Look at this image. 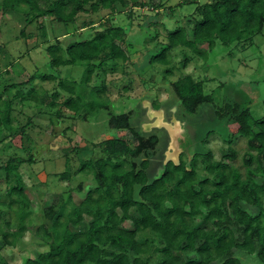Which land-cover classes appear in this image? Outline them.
<instances>
[{
	"label": "trees",
	"instance_id": "obj_1",
	"mask_svg": "<svg viewBox=\"0 0 264 264\" xmlns=\"http://www.w3.org/2000/svg\"><path fill=\"white\" fill-rule=\"evenodd\" d=\"M117 5L127 8L129 15L145 6L161 7L154 0H1L5 13L14 11L30 23L48 17L65 25L76 23L79 14L108 11L114 15ZM107 21L109 24H101L91 38L72 40L65 46L56 41L46 48L52 67L81 70L78 81L74 80L78 76L61 78L33 72L25 82L0 87V132L6 131L9 137L19 134L21 140L26 137L31 118L19 126L13 115L16 103L25 101L44 108L43 114L53 125L66 120L67 112L69 118L85 120L96 119L107 110L111 101L105 77L117 70L126 75L130 62L125 30L113 25L110 18ZM89 25L94 27L93 22ZM190 26V31L178 26L168 32L165 43L149 57V63L166 67L164 79L173 73L172 50H190L205 60L217 42L225 48L251 47L264 29V0H210L196 6ZM39 29L45 39L44 28ZM20 35L30 36L23 29ZM155 40L157 45L158 32L151 38ZM201 45H206V50ZM189 59H184L183 67ZM37 79L53 82L51 91L32 86ZM169 84L172 103L180 108L176 116L192 122L186 143L189 154H180L179 165L164 164L168 141L164 129H155L163 130L161 139L155 130L144 132L138 120L132 124L133 110L120 114L107 111V127L128 131L130 138L103 140L99 155L85 159L74 171V175L92 177V186L85 193L81 184L70 188V165L59 173L60 180L67 183L66 190L57 203L42 208L41 223L34 229L47 242V250L23 264H243L241 256L264 264V115L255 116L244 102L226 94V89L221 96L220 87L206 93L204 80L192 74L180 75ZM8 89L16 91L4 98ZM156 89V96L146 98L153 99V109L159 110L169 104L158 100ZM204 109L211 111L205 113ZM213 135L227 144L218 160L206 147ZM240 139L245 143L242 154L234 147ZM31 151L26 160L30 164L36 149ZM72 151L81 154L78 148ZM24 161L10 157L0 167V181L5 183L0 196V218L5 226L0 229V252L3 247H15L33 220L19 172ZM74 191L84 195L78 202L73 199ZM84 219L89 220L85 228ZM0 264H8L1 253Z\"/></svg>",
	"mask_w": 264,
	"mask_h": 264
},
{
	"label": "rangeland",
	"instance_id": "obj_2",
	"mask_svg": "<svg viewBox=\"0 0 264 264\" xmlns=\"http://www.w3.org/2000/svg\"><path fill=\"white\" fill-rule=\"evenodd\" d=\"M208 1L210 0H195L191 4L190 0H154V2L161 4V7L145 6L138 11L134 10L131 15H129L130 12L127 8L117 5L114 15H108V11H101L97 14H79L76 23L65 25L48 17H40L30 23L19 13L14 11L5 13L1 8L0 0L1 88L13 83L25 82L33 72H37V75H59L61 78L78 76L81 71L79 68L52 67L46 51L47 46L56 41L65 46L72 40L91 38L95 29L101 27V24H109L108 18L112 20L113 25L125 30V49L128 50L130 56L126 75L120 70L113 73L108 72L106 75L107 94L111 103L108 104L107 110L103 109L100 112L102 113L101 116L96 119L69 118L71 113L67 112L66 120H63L59 125H53L49 123L48 116L43 114L44 108L36 107L34 103L29 101H25L24 104L16 103L13 109L14 123L24 126L29 117L32 123L26 128V137L22 138L24 142L19 134L9 137L6 131L0 132V167L5 166L10 157H20L25 160L19 166V172L22 175L25 193L31 202L33 220L27 224L25 234L17 241L15 247H3L1 249L0 253L8 264H23L25 259L35 258L38 253L47 250V245H45L47 242L42 241L43 239L35 234L34 229L35 225L41 223L42 208L57 203L61 194L66 190L65 185L67 183L60 180L59 173L63 172L67 165H70L72 174L71 182H69L70 188L77 189L78 185L81 184L82 191L85 193L87 187L92 186V177L74 175V171L85 159L99 155L98 146L103 140L114 136L123 139L130 138L128 131H115L107 127L105 122L107 111L112 110L114 114H120L133 110L131 122L136 125L138 120L143 130L144 124L156 121V117L150 118L148 116L147 103L151 104L150 101L153 99L150 98L149 101L146 96H156L155 92L158 88V92H160L158 100L171 104V106L162 105L161 107L164 122L171 124L173 129L175 127L173 120H176L180 125L174 133V144L172 143V135L165 128L151 127L148 131L149 133L156 131L161 139L163 130L155 129H164L167 133L168 141L164 160L166 152H173L174 145L179 157L181 153H188L186 143L189 140V125L192 122L189 118L176 116V113L180 112V108L172 103L174 97L171 94L169 84L177 80L180 75L192 74L194 78L204 80L206 93H211L220 87L218 93L221 96L226 89V94L232 95L235 100L244 102L255 116L264 115V106L262 105L264 99V29L262 34L254 38L251 47L245 50H241L240 45L225 48L217 42L214 49L207 52L205 60L190 50L179 48L170 51V61L174 69L173 73L167 75L166 79H164L166 68L164 65L149 63L150 55L154 54L165 43L167 33L174 31L178 26H183L187 31H190L191 17L196 6ZM169 7H173L174 10L169 11ZM27 18L33 19L31 16ZM90 22L94 23V27L89 25ZM40 27L44 28L45 39L42 37L43 29L40 31ZM22 29L26 35L30 36L22 37L20 35ZM157 32L159 41L155 45L156 40L151 41V38ZM200 47L206 50V45ZM27 52L30 54L29 56L25 55ZM230 52L232 55L229 54ZM185 58L190 59L183 67ZM5 71L9 74L4 75ZM79 78L80 76L74 77V80L78 81ZM53 84V82H41L37 79L32 86L38 85L50 92ZM125 85H129L127 90L123 89ZM15 91V89H8L6 94H3L4 98L12 97ZM216 96L218 95L216 94ZM138 106L144 110V115L140 114ZM208 111L211 109H204L203 112L208 113ZM192 119L195 120V118ZM161 142L162 140L159 141L158 147H160ZM226 146L227 144L222 140V137L217 135L211 136L206 145L215 160L220 158L221 152ZM234 147L242 154L245 150V143L240 139ZM33 148L36 149V153L33 163L30 164L26 160ZM73 148H78L81 156L72 151ZM91 151L92 153H90ZM191 156H188V159ZM67 157L69 162L66 164ZM199 173L201 175L203 171H199ZM0 178H3L1 171ZM0 184L1 196L4 194L5 183L2 181ZM83 193L74 191L72 193L73 199L78 202L83 198ZM88 224L89 220L84 219L82 227L85 228ZM126 226L130 228L131 223L126 224ZM0 229L5 230L1 218ZM74 230H78V228H74ZM147 236L151 237L150 234ZM182 257H185L184 253ZM240 259L243 264H259L258 261L247 256H241Z\"/></svg>",
	"mask_w": 264,
	"mask_h": 264
},
{
	"label": "water",
	"instance_id": "obj_3",
	"mask_svg": "<svg viewBox=\"0 0 264 264\" xmlns=\"http://www.w3.org/2000/svg\"><path fill=\"white\" fill-rule=\"evenodd\" d=\"M147 107H148V116L150 118L152 117H156V121L153 123H148V124H144V132H148L150 130L151 127H156V128H165L166 130H168L170 132V134L172 135V143L174 144L175 141V137H174V133L175 131L179 128L180 125H178L177 121L173 120V124H174V129L173 126L171 124H166L164 122V118H163V112L161 109L159 110H155L153 109L151 104L147 103ZM165 160H164V164H167L168 162H173L175 165H179V156H178V152H177V148L174 145L173 148V152H166L165 154Z\"/></svg>",
	"mask_w": 264,
	"mask_h": 264
}]
</instances>
